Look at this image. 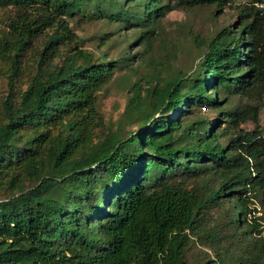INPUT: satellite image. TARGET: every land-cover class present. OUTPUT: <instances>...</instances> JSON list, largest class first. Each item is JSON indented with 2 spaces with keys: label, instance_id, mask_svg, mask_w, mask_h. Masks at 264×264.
Returning <instances> with one entry per match:
<instances>
[{
  "label": "trees",
  "instance_id": "trees-1",
  "mask_svg": "<svg viewBox=\"0 0 264 264\" xmlns=\"http://www.w3.org/2000/svg\"><path fill=\"white\" fill-rule=\"evenodd\" d=\"M93 1L144 28L179 6L240 2L239 24L206 44L193 73L160 74L144 94L133 85L136 129L98 134L99 93L119 61L82 47L69 22ZM104 1L0 0L16 10L0 32V264H195L194 238L216 254L202 264H264L252 206L264 196L260 108L228 107L264 96V0H109L110 13Z\"/></svg>",
  "mask_w": 264,
  "mask_h": 264
},
{
  "label": "rangeland",
  "instance_id": "rangeland-1",
  "mask_svg": "<svg viewBox=\"0 0 264 264\" xmlns=\"http://www.w3.org/2000/svg\"><path fill=\"white\" fill-rule=\"evenodd\" d=\"M171 3H175V0ZM239 3L228 5L223 10L214 5L192 8L179 6L150 28L140 25L127 27L114 22L100 15L101 11H96L98 4L95 1L89 3L86 12L74 14L69 18L72 29L82 40V47L101 56L107 55L106 61L109 59L119 61L114 79L99 93L98 107L103 122L96 127L98 134L109 130L116 131L120 126L126 127L127 131L136 129L141 122L131 123L127 115L135 91L133 85L139 83L144 94L145 89L155 83L160 74L165 77L193 73L205 53L206 44L223 29L237 28ZM99 8L110 13L114 10V4L106 0ZM14 17L15 9L0 8V32L8 29V23ZM44 39L43 34L38 37L35 44L38 50L41 49ZM35 57L37 56L33 51L24 57V65L28 69L23 74V81L17 83L18 87L24 83L23 87L26 88L25 79L29 77L28 71L35 62ZM8 92L7 79L0 73V98H4ZM248 103L259 106L261 132L264 134V96L258 95L248 99L236 94L231 97L228 107L241 110ZM129 116L132 118L131 114ZM95 125L96 123L93 126ZM255 126L252 121H247L241 127L252 131ZM6 194V190L0 189V198H4ZM253 202L252 206L258 210L261 217L258 222L262 225L264 237V196L261 192L256 193ZM213 214L216 215V212ZM254 236L259 237V234L255 233ZM231 250L234 253L239 252L236 245L232 246ZM187 254L189 261L195 264L216 259L214 251L202 245L197 238L191 242Z\"/></svg>",
  "mask_w": 264,
  "mask_h": 264
}]
</instances>
